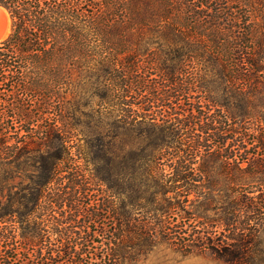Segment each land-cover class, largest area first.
<instances>
[{"label": "trees", "instance_id": "trees-1", "mask_svg": "<svg viewBox=\"0 0 264 264\" xmlns=\"http://www.w3.org/2000/svg\"><path fill=\"white\" fill-rule=\"evenodd\" d=\"M0 6L12 22L0 40V264H118L161 243L254 264L264 229V0ZM88 85L115 119L112 149L94 154L109 168L92 176L109 183L112 206H83L92 183L63 133Z\"/></svg>", "mask_w": 264, "mask_h": 264}, {"label": "rangeland", "instance_id": "rangeland-1", "mask_svg": "<svg viewBox=\"0 0 264 264\" xmlns=\"http://www.w3.org/2000/svg\"><path fill=\"white\" fill-rule=\"evenodd\" d=\"M6 19V18H5ZM7 21V20H6ZM8 36L12 29V22L10 21ZM5 36V38H6ZM4 39V38H3ZM157 78V74L151 76ZM103 82L102 78H100ZM92 81L96 79L92 78ZM95 83V82H94ZM100 87V85H98ZM100 89H97L94 85H88L79 89L78 93L80 101L71 109L72 116L70 121L75 124L73 129H64V135L67 140L74 145L72 151L74 152L75 159H77V165L85 179H89L90 192L89 194H82L81 201L83 206L91 208L95 200L101 198V200L115 199L112 192L109 189V183L104 181H96L92 179V176L97 172V168L101 167L104 173L109 168V163L106 161L98 162L95 161L94 154L104 153L109 154L113 147L112 131L113 122L115 121L114 116L109 114V107L103 104L99 93ZM74 93H70L69 97H73ZM67 127V126H66ZM124 130L119 129L120 137L123 138ZM68 168V167H65ZM66 174L62 171L60 176ZM22 180V179H18ZM20 186V185H18ZM18 189V188H17ZM86 195V196H85ZM97 195V196H96ZM104 212V211H102ZM112 211L104 213L103 217L109 216L106 221V225L103 230L106 232V236L111 234L110 226L113 220ZM108 224V225H107ZM98 225V224H97ZM96 225V226H97ZM105 241V239L103 240ZM258 253L254 264H264V229L259 233L257 238ZM103 248V244L101 245ZM132 248L131 250H133ZM118 264H226L222 260L208 253H192L184 254L179 250H175L166 243H161L152 248L148 253L143 254L139 259L125 258L119 260Z\"/></svg>", "mask_w": 264, "mask_h": 264}, {"label": "bare ground", "instance_id": "bare-ground-1", "mask_svg": "<svg viewBox=\"0 0 264 264\" xmlns=\"http://www.w3.org/2000/svg\"><path fill=\"white\" fill-rule=\"evenodd\" d=\"M10 21L11 17L9 12L4 7L0 6V40L5 38V36L8 34Z\"/></svg>", "mask_w": 264, "mask_h": 264}]
</instances>
